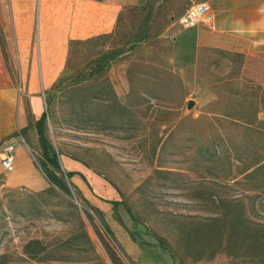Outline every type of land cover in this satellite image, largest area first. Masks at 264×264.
Masks as SVG:
<instances>
[{
	"label": "rangeland",
	"instance_id": "374dc122",
	"mask_svg": "<svg viewBox=\"0 0 264 264\" xmlns=\"http://www.w3.org/2000/svg\"><path fill=\"white\" fill-rule=\"evenodd\" d=\"M199 2L124 7L66 70L72 39L49 40L45 26L72 0H0V72L27 111V91L54 111V125L28 114L12 138L49 168L43 135L70 191L0 185V264H264V83L179 24ZM98 63L109 66L100 121L69 123L60 89ZM67 160L86 172L68 177Z\"/></svg>",
	"mask_w": 264,
	"mask_h": 264
},
{
	"label": "crops",
	"instance_id": "0c3cea01",
	"mask_svg": "<svg viewBox=\"0 0 264 264\" xmlns=\"http://www.w3.org/2000/svg\"><path fill=\"white\" fill-rule=\"evenodd\" d=\"M145 0H72L62 12L51 14L48 29L51 40H85L112 31L120 11L126 6L140 5ZM207 3L214 17L215 27H195L198 42L213 48L227 49L243 55L241 74L264 83V0H200ZM26 6V4H25ZM61 16L62 18H59ZM47 32V30H46ZM51 42V41H50ZM59 45V43H58ZM52 67L44 68V78H49ZM0 140L12 138L18 130L28 125V114L37 121L43 113L41 99L34 91H27L25 100L19 99L15 90L0 72ZM25 98V97H24ZM70 172H86L77 162L66 161ZM0 185L6 189L41 192L48 182L37 166L30 147L18 144L13 153V164L4 169L0 161Z\"/></svg>",
	"mask_w": 264,
	"mask_h": 264
},
{
	"label": "trees",
	"instance_id": "16d2710c",
	"mask_svg": "<svg viewBox=\"0 0 264 264\" xmlns=\"http://www.w3.org/2000/svg\"><path fill=\"white\" fill-rule=\"evenodd\" d=\"M108 36V34H101L85 40H70L68 43L65 69L71 70L70 62L73 60V58L77 57L79 53H82L83 47L89 46L92 43L97 46V43L100 40L107 38ZM232 57L233 61L237 64V69L239 68V70H241L243 64V55L241 53H232ZM183 65L186 64H182V66ZM108 70V65H101L99 63L95 65L93 71L89 74H85L84 70L80 69V74L75 75L67 85L60 89L62 95L65 97V103L70 113L68 117L69 123L77 125L78 123H82L85 118L88 117L93 121H100V115L102 112L100 110V101H102L105 96L102 91H104V89L106 88H109V85L107 83L108 81L105 78V73ZM237 73H239V71ZM61 81V79H58V81L54 84L53 88L60 87ZM109 91L111 96H115L112 89H109ZM89 104L95 105V108L92 110L88 109ZM120 110L121 116H123L121 118H124L120 119L121 122H124L123 124L130 123V117L128 115L125 117V114L127 113V108L125 106H122L120 107ZM53 112L54 111L52 109L51 103L47 104L46 110L41 114V117L38 119V122L41 121V123L44 124L46 123V121H50V123L54 125ZM30 124L31 122L29 121L27 127H29ZM27 127L22 129L21 133H25ZM38 144L39 148L44 154V159L50 166L49 168H47L45 164H42L40 166L36 162L37 166L43 172L49 185L48 188L41 192H45L47 190L54 191V188H56L62 193L69 195V188L64 181L63 172L60 169L59 163L57 161V156L52 150L50 143L46 140V138L43 137V135H40V137L38 138ZM251 172H255V170ZM72 173L73 172H70L68 174V177L71 176ZM106 233L109 234L107 230ZM96 234L102 237L98 228H96ZM107 247L110 250L111 254L116 256L115 251L109 245H107Z\"/></svg>",
	"mask_w": 264,
	"mask_h": 264
},
{
	"label": "built area",
	"instance_id": "2783aa9c",
	"mask_svg": "<svg viewBox=\"0 0 264 264\" xmlns=\"http://www.w3.org/2000/svg\"><path fill=\"white\" fill-rule=\"evenodd\" d=\"M179 24L184 28L202 26L208 30H212L215 27L211 8L204 2L187 7L179 19ZM18 144L25 145V141L21 135L15 138L0 140V161L4 169H9L12 166L13 153Z\"/></svg>",
	"mask_w": 264,
	"mask_h": 264
},
{
	"label": "water",
	"instance_id": "95a60500",
	"mask_svg": "<svg viewBox=\"0 0 264 264\" xmlns=\"http://www.w3.org/2000/svg\"><path fill=\"white\" fill-rule=\"evenodd\" d=\"M193 101H189L188 103H187V105H186V107H187V109H191L192 108V106H193Z\"/></svg>",
	"mask_w": 264,
	"mask_h": 264
}]
</instances>
